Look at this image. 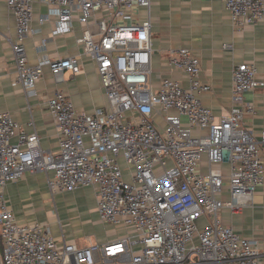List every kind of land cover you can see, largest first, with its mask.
<instances>
[{
  "label": "built area",
  "instance_id": "obj_1",
  "mask_svg": "<svg viewBox=\"0 0 264 264\" xmlns=\"http://www.w3.org/2000/svg\"><path fill=\"white\" fill-rule=\"evenodd\" d=\"M38 1L46 5L39 23L54 22L50 37L81 24L76 41L94 62L106 106L86 113L63 90L48 97L56 152L42 149L36 131L26 132L0 111V264H261L258 241L219 217L224 207L249 204L264 181V128L257 137L244 121L254 113L246 94L264 86L256 66L232 67L231 107L214 115L200 100L211 87L200 80V59L188 48L170 49L166 59L186 75L187 86L168 77L153 81L150 20L134 17L139 7L149 11L152 0ZM221 1L234 26L264 18V0ZM5 2L15 21L13 86L33 96L45 72L59 83L64 72L79 71L80 55H42L30 63L24 41L34 32L35 0ZM45 48L42 39L37 49ZM222 163L230 166L227 183L211 167ZM26 172H51V193L92 187L99 220L125 227L126 234L105 243L59 244L47 223L18 221L5 187ZM226 185L228 201L220 198Z\"/></svg>",
  "mask_w": 264,
  "mask_h": 264
},
{
  "label": "crops",
  "instance_id": "obj_2",
  "mask_svg": "<svg viewBox=\"0 0 264 264\" xmlns=\"http://www.w3.org/2000/svg\"><path fill=\"white\" fill-rule=\"evenodd\" d=\"M46 12V5L35 0L34 18L24 44L28 61L47 55L52 59L80 55L79 71L63 73L57 83L47 71L35 85L36 95H28L20 86H13L14 60L11 41L15 36V21L5 0H0V111L7 112L28 133L36 131L40 146L56 152L58 142L55 126L46 111V100L56 90L70 95L79 110L92 113L95 108L106 106V96L100 86L94 62L82 54V46L76 39L82 35V26L75 21L71 32L50 37L53 20L39 23L38 17ZM139 21L150 20L152 37L153 81L162 77L176 79L187 86L183 72L172 70L166 63L170 49L188 48L200 59V80L211 87V91L200 96L202 104L214 115L227 111L232 104V67L241 63L256 66L258 77L264 81V18L254 25L237 27L232 24L229 11L221 0H152L149 11L139 7L134 12ZM42 39L46 48L39 52ZM231 44V48H224ZM254 105V113L245 115V125L255 136L264 128V86L246 94ZM15 141V139H13ZM221 169L227 183L230 166L227 163L212 164ZM200 171H208L204 156ZM52 176L44 172H26L19 180L8 183L5 197L16 219L20 222L47 223L52 236L60 244L75 241L84 246L89 243H105L126 234L123 226L102 223L96 211V196L92 187H81L70 192L51 193L47 179ZM220 198L229 200L226 185ZM223 224L232 227L238 234L258 241L259 257L264 264V181L258 186L249 204L237 210L224 207L219 213ZM204 217L198 220L204 226Z\"/></svg>",
  "mask_w": 264,
  "mask_h": 264
}]
</instances>
